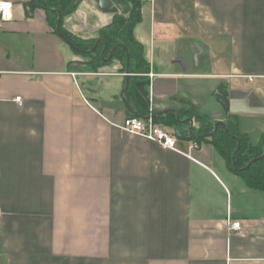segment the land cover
<instances>
[{
    "label": "crops",
    "instance_id": "0c3cea01",
    "mask_svg": "<svg viewBox=\"0 0 264 264\" xmlns=\"http://www.w3.org/2000/svg\"><path fill=\"white\" fill-rule=\"evenodd\" d=\"M10 1L0 33V264H264V190L211 142L189 138V122L176 149L120 128L136 112L121 96L120 61L80 68L85 55L45 9ZM114 15L84 0L64 25L93 37ZM135 34L155 74L142 83L152 114L190 103L217 121L234 114L261 143L264 0H143Z\"/></svg>",
    "mask_w": 264,
    "mask_h": 264
},
{
    "label": "trees",
    "instance_id": "16d2710c",
    "mask_svg": "<svg viewBox=\"0 0 264 264\" xmlns=\"http://www.w3.org/2000/svg\"><path fill=\"white\" fill-rule=\"evenodd\" d=\"M84 0H31L28 5L42 7L47 14V20L55 32L63 39L68 38L75 46L91 53H85L86 60L81 61L89 71H97L100 67L118 59L121 63V71L130 70V80L125 91L126 101L135 102V114L130 116L148 117L152 114L149 107V96L142 89L145 75L150 71V63L146 57L145 46L137 38L135 27L142 19L143 0H113L119 8V13L114 15L113 20L101 27L97 37H83L75 34L64 25V18L77 11ZM61 17V33L57 27ZM98 44L96 45V43ZM113 50L111 60L103 58L109 56ZM181 119L191 118L199 124V130L188 137L196 141H209L226 160L229 168L243 178L250 188L264 190V156L246 167L252 159L264 154V137L260 144H253L247 134L240 131L238 118L231 114L227 128L219 125L216 132L207 135L215 129L217 120L198 111L194 104L179 110ZM155 114V113H153ZM154 121L166 125L175 130L179 135L181 122L174 112H167L154 117ZM181 134V133H180ZM239 140L242 145L236 154V166L233 155Z\"/></svg>",
    "mask_w": 264,
    "mask_h": 264
},
{
    "label": "built area",
    "instance_id": "2783aa9c",
    "mask_svg": "<svg viewBox=\"0 0 264 264\" xmlns=\"http://www.w3.org/2000/svg\"><path fill=\"white\" fill-rule=\"evenodd\" d=\"M12 2L10 0H0V33L3 29L4 22L12 18ZM150 77L155 74L148 73ZM16 101L22 103V97H17ZM120 128L133 135H140L147 139L153 140L160 144L163 148L176 149V132L173 128L163 124L156 123L152 114L148 117L127 116ZM199 144L195 142L192 147H198ZM1 214V209H0ZM232 229L242 233V224L240 221H232L230 223Z\"/></svg>",
    "mask_w": 264,
    "mask_h": 264
},
{
    "label": "water",
    "instance_id": "95a60500",
    "mask_svg": "<svg viewBox=\"0 0 264 264\" xmlns=\"http://www.w3.org/2000/svg\"><path fill=\"white\" fill-rule=\"evenodd\" d=\"M95 1H96V3L98 4V8H99L102 12H105V13H112V14H117V13H119V11H120L119 8H118V6L116 5V3H115L113 0H95ZM57 32H58L59 34H62V33H61V17H60V22H59L58 27H57ZM64 40H65V41H66V42H67L72 48H74L75 50H77V51L80 52V53L85 54V53H91V52L93 51V49L88 50V51H85V50L80 49L79 47L75 46V45H74V44H73L68 38H65ZM98 42H99V41H97L96 45L98 44ZM112 57H113V50L110 51L109 56H108L107 58L105 57V53H103V58H105V59H107V60H111ZM130 75H131V74H130V70H129V68H128V69H127V72H126V82H125L124 88H123V90H122V92H121V96H122V98H123L125 101H126V98H125V91H126V89L128 88V85H129ZM168 112H174V113H176V115H177V117H178V119H179V121H180L181 123H188V122H189V129H190L191 134H193V132H194V131H193V124H194L193 119H191V118L181 119L180 116H179L178 111H176V110H168ZM158 115H160V113H155V114H152V117L154 118V117H156V116H158ZM219 125H222V126H224L225 128H227V124H226L225 122H223V121H217L216 124H215V129L213 130V132L209 133L207 136H208V137L212 136V135L216 132V130H217V128H218ZM241 145H242V143H241V141L239 140L238 146H237V148L235 149V152H234V155H233V160H234V166H235V167H237V166H236V154H237L238 150L240 149ZM263 156H264V154L261 155V156H259V157H256V158L252 159L251 162H250L246 167H248L251 163L257 161L258 159L262 158Z\"/></svg>",
    "mask_w": 264,
    "mask_h": 264
},
{
    "label": "rangeland",
    "instance_id": "374dc122",
    "mask_svg": "<svg viewBox=\"0 0 264 264\" xmlns=\"http://www.w3.org/2000/svg\"><path fill=\"white\" fill-rule=\"evenodd\" d=\"M90 35V33H87V32H85L84 33V36H89ZM97 35H98V32H97V34H95V35H93V37H97ZM86 60V59H85ZM116 60V59H115ZM112 61V62H110L109 64H107V66H110L108 69L109 70H115V62L116 61ZM80 68H82V69H85L86 67L83 65V63H80L79 65H78ZM105 79V78H104ZM106 79H108L109 80V78L108 77H106ZM105 79V80H106ZM181 127H182V125H181Z\"/></svg>",
    "mask_w": 264,
    "mask_h": 264
}]
</instances>
